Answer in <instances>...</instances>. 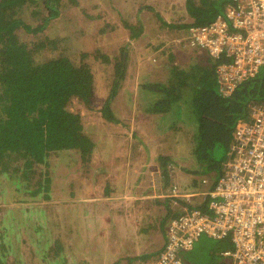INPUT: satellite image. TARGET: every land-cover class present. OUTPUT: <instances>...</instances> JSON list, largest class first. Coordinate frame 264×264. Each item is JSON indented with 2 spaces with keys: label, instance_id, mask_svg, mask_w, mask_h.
Returning a JSON list of instances; mask_svg holds the SVG:
<instances>
[{
  "label": "rangeland",
  "instance_id": "rangeland-1",
  "mask_svg": "<svg viewBox=\"0 0 264 264\" xmlns=\"http://www.w3.org/2000/svg\"><path fill=\"white\" fill-rule=\"evenodd\" d=\"M52 7L57 13L38 32L24 26L16 31L29 47L41 42L35 48L36 61L53 60L73 69L87 65L90 93L85 100L73 97L67 106L79 112L82 133L92 145L87 156L68 148L51 153L46 165L28 167L26 188L48 178L46 196L39 190L34 198L25 195V201L23 191L17 194L11 188L8 193L7 188H0V243L6 244L0 250V264H156L168 218L177 206L170 195L203 196L213 182V173L202 177L180 170L178 163L186 161L177 158L178 143L185 144L187 139L180 130L181 120L173 129L177 137L163 130L172 126L171 117L160 125L154 120L149 130L141 115V97L146 92L140 90L141 84L164 81L167 66L184 67L195 60L188 51L192 49L181 48L179 43L193 22L186 0H55ZM49 9L40 0L24 6L20 17L37 26ZM118 66L123 75L113 90ZM138 132L144 144H138ZM148 132L153 135L150 139ZM158 155L169 158L167 180ZM118 162L130 172L120 171ZM142 169L146 181L135 186L137 192L126 193ZM185 178H189L187 186L180 183ZM143 188L144 194L138 192ZM28 209L34 213L32 220ZM23 238L27 241L19 244ZM231 246L229 237L201 236L191 252L181 254L187 262L212 264L217 258L229 261L221 254Z\"/></svg>",
  "mask_w": 264,
  "mask_h": 264
},
{
  "label": "trees",
  "instance_id": "trees-1",
  "mask_svg": "<svg viewBox=\"0 0 264 264\" xmlns=\"http://www.w3.org/2000/svg\"><path fill=\"white\" fill-rule=\"evenodd\" d=\"M38 1L0 0L1 168H9L12 163H17L12 168L25 170L35 163L46 165L51 153L68 148L81 150L82 156H85L92 145L82 133L79 112L67 106L73 97L85 100L90 93L91 73L87 65L73 69L70 66L62 68L53 60L36 61L35 48L41 42L32 43L29 47L17 34L20 26L27 31L38 32L57 13L52 7L55 0H43L50 9L42 24L31 26L25 23L20 17L22 8L36 5ZM199 1L200 4L195 5L193 0H186V9L195 24L212 20L223 11L227 2ZM208 62L191 61L184 67L172 63L167 66L169 72L165 73L164 81L143 82L140 90L146 91L147 111L162 113L164 120L172 118V126L169 129L164 126V131L171 130L178 137L174 130L181 124L176 125V122H183L180 130L187 135V139L185 144L179 141L177 158L186 161V164L178 163V166L191 175L203 177L213 173V182L209 185L212 188L215 179L222 173V164L236 124L249 116L253 101L264 100V65L254 76L240 82L229 95L223 96L218 92L217 63L210 59ZM116 70L113 90L117 79L123 75L121 67ZM103 109L106 110V106ZM158 157L162 175L167 180L165 165L169 158ZM48 186V178H45L31 192L37 195L40 190L46 196ZM188 262L196 264L195 261ZM212 264H230V258L229 261L217 258Z\"/></svg>",
  "mask_w": 264,
  "mask_h": 264
},
{
  "label": "built area",
  "instance_id": "built-area-1",
  "mask_svg": "<svg viewBox=\"0 0 264 264\" xmlns=\"http://www.w3.org/2000/svg\"><path fill=\"white\" fill-rule=\"evenodd\" d=\"M180 42L217 63L218 92L229 95L264 65V0H227L212 20L188 26ZM202 195L203 206L170 218L157 264H185L181 252L201 236L229 237L223 254L230 264H264V100L236 124L222 173Z\"/></svg>",
  "mask_w": 264,
  "mask_h": 264
},
{
  "label": "crops",
  "instance_id": "crops-1",
  "mask_svg": "<svg viewBox=\"0 0 264 264\" xmlns=\"http://www.w3.org/2000/svg\"><path fill=\"white\" fill-rule=\"evenodd\" d=\"M189 14V13H188ZM188 14L186 13V17H187V20H188ZM190 15V14H189ZM191 24H195L194 23V19H193V22H191L190 23V25ZM187 32V31H186ZM186 35H187V33H186ZM179 43H181V42H179ZM183 47H185V46H181V48H183ZM192 50L190 51V50H188L190 53H192L193 54V56L195 57V60H192V62H197V63H203V64H207V63H209L208 61H207V57L205 56V54L203 53V51H200V50H196L195 48H192V47H190ZM203 55V59H204V61L202 60V57H200V56H202ZM207 55V54H206ZM210 58L208 57V60H209ZM202 60V61H201ZM211 60V59H210ZM147 102H148V99H146V97H145V95H143L142 94V97H141V107H143V108H141L144 112L141 114L142 115V118H143V120H145V122L148 124V129L150 130L151 129V126H152V124H150V123H152V122H154V120H156V123H158L159 125H160V122H161V120L162 119H164L163 118V116H162V113H151V112H149V111H147ZM150 124V125H149ZM136 136H137V141L139 142L138 144L140 145V144H144V139L142 138V136H141V134L138 132V133H136ZM146 136H147V138L148 139H150L151 137H153V135H152V133H150V132H148V134H146ZM131 147V146H130ZM123 159H121L120 161H122ZM118 164H119V166H120V171H123V173H129L130 172V168H125V169H123L122 168V166L124 165V164H120L119 162H118ZM143 173H144V171H143V169L142 170H140L139 171V173H137V175H135V178L132 180V187H126L125 188V192L127 193V192H129V193H133V192H137V190L135 189V186L138 184V185H140V181H143V182H145L146 180L143 178ZM189 182V178H185V179H183V180H181V184H184L185 186H187V184H185V183H188ZM143 185H144V183H143ZM142 185V186H143ZM161 186H162V184H161ZM144 189L145 188H143V190H140V191H138V192H140L141 194H144ZM187 190H190V188H188ZM176 192H179V189H178V187L176 188ZM180 194H175V196H171L170 195V197H173V199L174 200H176L175 202L177 203L178 202V204H176V203H173V204H175V205H177V206H175V210H174V212L169 216V218H168V222H169V220H170V218L172 217V216H175V215H177V214H179L180 212H182L183 211V209L185 208V207H187V206H193V205H196V206H203V201H202V197L201 196H199V195H196L197 193H189V192H184V194H182L181 192H179ZM191 194V195H190ZM189 195V196H188ZM188 196V197H187ZM146 197V196H145ZM177 200H179V201H177ZM128 201H129V198H127L126 197V205H128V207H130V205H129V203H128ZM127 207V206H126ZM132 207V206H131ZM174 209V208H173ZM132 224V223H131ZM168 224V223H167ZM167 227V226H166ZM165 227V228H166ZM144 228H142V230H143ZM117 236V235H116ZM126 238H129V237H126ZM130 238L132 239V240H134V238H133V236L131 235L130 236ZM162 243V242H161ZM160 243V244H161ZM194 247V246H193ZM193 249V248H192ZM191 249V250H192ZM190 251V250H189ZM185 253H187V251L185 252ZM134 255V254H133ZM135 255H138V256H141V254H135ZM133 257H135V256H133ZM184 260V263L186 264V260L185 259H183ZM155 263L157 264V258H156V261H155ZM150 264V263H149ZM187 264H188V262H187Z\"/></svg>",
  "mask_w": 264,
  "mask_h": 264
},
{
  "label": "flooded vegetation",
  "instance_id": "flooded-vegetation-1",
  "mask_svg": "<svg viewBox=\"0 0 264 264\" xmlns=\"http://www.w3.org/2000/svg\"><path fill=\"white\" fill-rule=\"evenodd\" d=\"M0 177H1L0 188H2V189L7 188L8 193H9V190L12 188L15 191V193H17V194L20 193L19 191H23L24 193L22 194V196H23V200H25V201H26V199L24 197L25 195L28 197L27 199H29L31 196H32V198L36 197V195L33 192H31L35 186L33 188L30 187L28 189L25 186L27 184V182L30 184V182L27 180L29 178V172L27 170H25V169H14V168H12V166H10L9 168H1L0 169ZM12 183L15 184V187H17L16 188L17 190H15L13 188ZM17 198H20V197H17ZM15 203H17V202H15ZM6 210H8V208H6ZM28 211H29L28 216L31 218V220L34 219L35 218L34 213L31 212L30 209H28ZM25 233H28V232H25ZM1 240L2 239L0 236V241ZM28 240L30 243L31 239L28 238ZM23 241L26 242L27 238H23V239L19 240V244L22 243ZM2 242L5 243L4 240ZM3 245L5 247L6 244L1 245V243H0V250H1ZM17 250H18V248L16 249V251Z\"/></svg>",
  "mask_w": 264,
  "mask_h": 264
}]
</instances>
